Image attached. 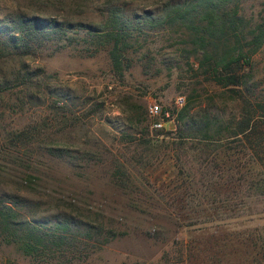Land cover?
Masks as SVG:
<instances>
[{
	"label": "rangeland",
	"instance_id": "obj_1",
	"mask_svg": "<svg viewBox=\"0 0 264 264\" xmlns=\"http://www.w3.org/2000/svg\"><path fill=\"white\" fill-rule=\"evenodd\" d=\"M192 1L0 0V48L7 51H19L7 30L21 15L71 24L65 34L34 41L27 56L0 59V86L9 84L0 95V195H11L26 217L47 228L68 224L82 235L101 226L106 238L95 240L108 243L73 264H264V196L251 190V178L223 186L229 175L220 179L214 170L212 183L222 189L211 187L205 173L213 168L200 164L198 157L206 156L189 149L193 142L179 158L143 144L173 141L174 135L153 128V104L169 113L165 121L173 126L167 129L189 133L194 121L227 122L244 111L254 99L249 87L264 98V44L249 53L253 31L264 29V0L220 5L221 13L237 8L243 18L248 63L231 68L249 86L238 87L219 84L208 67L210 60L228 61L236 39L229 33L228 40L204 47L184 18H170L169 5ZM115 6L135 27L122 70L114 68L109 47L98 49L87 33L102 27ZM202 13L199 8L192 19H205ZM147 15L157 19L151 23ZM25 73L30 79L17 82ZM179 211L187 218H178ZM0 264L61 262L37 263L0 239Z\"/></svg>",
	"mask_w": 264,
	"mask_h": 264
},
{
	"label": "trees",
	"instance_id": "obj_2",
	"mask_svg": "<svg viewBox=\"0 0 264 264\" xmlns=\"http://www.w3.org/2000/svg\"><path fill=\"white\" fill-rule=\"evenodd\" d=\"M230 2L231 0H193L190 4L169 5L168 10L171 12L169 16L174 21L184 18L181 20L182 24H190L189 26L194 30L192 36L198 38V42H201L204 47H208L210 44L212 46L215 42L222 39L228 40L231 36L235 38L236 46L231 49L234 54L228 55V58H230L228 61L224 59L214 63L210 60L208 66L212 71H210V74L221 85L238 87L244 82L243 84L249 86L247 77L231 68L233 65H241L242 62L248 63V61L246 56L242 54L243 46L241 43L246 40V37L242 35L244 29L243 18L239 15L237 8L224 11V13L220 12L222 10L220 5H226ZM199 8L203 10V16L201 15V17H205V19L200 21L192 19V15ZM107 12L108 15L105 18L104 25L99 28L88 27L87 33L97 41L98 49L109 47L114 68L122 70L124 53L131 48L130 40L133 39L135 27L123 15L124 10L122 8L117 6L109 7ZM146 19L154 23L157 18L147 15ZM69 26H71L70 23L60 24L57 21H44L37 17L21 15L12 24V27L7 30L9 31L10 42L19 51H7L8 47L4 46L0 48V59L14 55L27 56L35 48L33 45L34 41L41 43L51 35L65 34ZM229 33L230 36L228 35ZM225 35L227 38L224 37ZM263 44L264 29L259 28L258 34L253 31V39L249 42V47H252V50L249 51L250 57ZM208 57L213 59V56L208 55ZM205 60L208 61L207 58ZM218 69H221L222 72H219ZM29 76L28 73H25L19 76V81L17 82L24 83L25 80L30 79ZM8 85L7 80L4 83V87L0 86V95L3 89L7 90ZM248 90L252 93L254 99L249 102L248 107L244 111L238 115H233L227 122L219 118L214 120L206 117V121L199 119L192 123L195 127V132L184 133L180 129L172 130L168 128L163 130L165 132L163 134L168 137L174 135L173 141L166 143L163 139L161 143H156L159 140L143 139L145 142L143 144L152 148L147 151L156 152L161 147L167 151L173 150L179 158L178 152L185 150L188 142H193L189 149L206 156L205 159L201 156L198 157V160L202 161L200 164L204 166L207 164V167L213 168V170L207 168L205 173V177L210 178L209 186H220L222 189L221 182L212 183L213 178H215L213 171L219 170L222 173L220 179H224L225 174L230 177L223 186H232L235 182L247 181V177H249L251 178L249 180L251 190L258 189L261 191V195L264 196V98L256 95L255 86L249 87ZM231 92L237 98H242L237 89H233ZM184 111H186V108ZM212 127H215V129L212 130ZM154 143L158 144L156 148H154ZM230 151L233 154H230ZM223 155L228 158L227 161L223 159ZM211 157L212 161L210 162L209 158ZM144 158L142 155L137 158L139 165L144 163ZM243 168L249 170L247 176L240 175ZM232 171H236V177L230 175ZM237 174L239 177H237ZM118 178V185L125 186L124 179L122 177ZM129 183L132 184V181H129ZM1 194L0 239L7 245L17 246L26 256L37 263L58 260L61 264H73L76 258L90 256L108 243L107 239L102 242L95 240L96 237L102 238L103 236V238H106L103 235L104 230L98 225L92 226L91 231L78 235L72 232L68 224L62 227L60 225L57 227L59 230H55L54 228H47L34 223L25 216L18 202L14 201L11 195L5 192ZM228 200L229 198L224 199L226 202ZM156 202L159 205L163 201ZM177 202L181 203L182 200H177ZM144 203L148 204L149 202L145 201ZM152 203H155V200ZM178 208L185 209V207H180L179 205ZM179 214L177 217L180 219L188 216L185 215L186 217H184L182 211H179ZM111 233L106 232V234Z\"/></svg>",
	"mask_w": 264,
	"mask_h": 264
},
{
	"label": "built area",
	"instance_id": "obj_3",
	"mask_svg": "<svg viewBox=\"0 0 264 264\" xmlns=\"http://www.w3.org/2000/svg\"><path fill=\"white\" fill-rule=\"evenodd\" d=\"M149 114L152 119H155L152 124L153 128L157 130H167V126H170V128L173 126L169 120L165 121L166 118H169V113H164L158 104H153L150 106Z\"/></svg>",
	"mask_w": 264,
	"mask_h": 264
}]
</instances>
